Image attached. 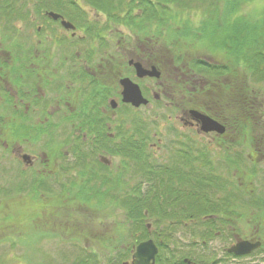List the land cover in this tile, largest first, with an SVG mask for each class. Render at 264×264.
<instances>
[{
    "label": "rangeland",
    "instance_id": "rangeland-1",
    "mask_svg": "<svg viewBox=\"0 0 264 264\" xmlns=\"http://www.w3.org/2000/svg\"><path fill=\"white\" fill-rule=\"evenodd\" d=\"M2 1L0 0V2ZM72 1L75 2V6L74 3L73 6L77 8L75 10L71 9V0H4L7 5L14 6L16 11H24L23 17L21 16L20 18L19 16L17 18L13 12V14L7 13L8 19L0 17V58L18 57L25 59L30 57L31 59L36 54V57L47 60L46 68L52 69L48 78L46 71H43L36 78L24 77L22 79L23 87L21 88L29 95L25 96V99L21 98L20 95L18 96L12 86L15 83V76H0V116L4 122L8 121L9 116L12 115V108L15 105L17 110L27 109L25 111L28 118L27 124L43 123L50 119L52 124H57L56 128H51L54 131L53 137L58 140L64 139L70 129L64 124L58 125L62 114L65 112L63 106H66V103H73L78 98L73 96L75 100H72L70 97L63 103H59V105L54 101L58 95L56 90L60 84L61 87L66 88L81 87L77 81L76 83H65V80L69 81L72 79L69 74V58H72L74 54H79L91 42H94V46L97 47V53L94 55L96 66L99 62H107L108 58H113L117 47L116 44H119L118 39H121L118 36H122V38L129 37L133 46L132 48L128 47L127 51L123 47L124 50L122 52L125 53L126 57L124 60L126 66L124 75L132 81H135V78L132 77L131 70L127 64L128 60H131L129 56L135 48H140L142 55H146L143 59L153 66H156L152 63L154 60L158 63L164 61L172 69L176 58L180 61L179 69L196 60L206 61L208 64L222 63L219 57L215 55V51L208 49L209 46L194 47L186 41L183 42L180 38L173 39L168 45L160 43V45L155 46L156 43H151L148 38L142 40L144 43H140L136 35L130 33L129 26L123 23L116 24L112 18L111 22H109L107 13L98 12L86 0ZM24 2H26L25 7H23ZM260 6L264 7V0H252L251 4L245 9L249 12L252 9L260 8ZM97 7L98 9L100 8L99 6ZM76 10H82L83 12L78 11L76 13ZM114 10L111 9L109 11V16L112 13L117 16L116 19H121L123 15L117 8H114ZM25 12H27L29 21L23 19ZM47 12H54L64 17L65 21L75 27L74 35H71V31L64 30L58 21H52L47 18L45 15ZM74 13L78 14L81 19L75 18ZM192 15L194 21H196L197 15L194 13ZM11 18H14V20ZM85 18L92 23H98L94 26L101 31L104 30L103 40H92L87 35L85 37L81 30L82 23L86 24ZM15 29L18 30V33L13 32ZM154 40L157 41V39ZM12 42L13 44H11ZM16 45L19 46L16 47ZM30 46H33V53L29 51ZM44 49L46 52L43 55L42 51ZM151 54L155 55L153 59ZM64 57H67L68 60L63 67L58 69L59 64L62 63L61 59H64ZM20 60L14 64L16 67L19 65ZM41 63L36 62V65L31 64L30 67L37 69ZM73 63L77 64L74 70L80 69L81 65L78 62L70 61V64ZM114 63L117 64V62L113 61V67ZM88 65L92 67V65ZM157 68L161 72V67L158 66ZM175 69L178 68L175 67ZM238 71L235 70L234 72L237 73ZM108 73H110V69L106 66L102 77L107 78L109 76ZM187 73L201 86L207 82L212 83V89L208 93L209 97L200 101V103L215 104L216 99L223 94L220 83H224V79L216 82L210 81L206 77V73L200 69L195 72L199 75ZM77 74L81 78L84 76L80 70ZM237 75L239 74H235V80L229 81H234L238 89L243 87L242 83L244 81L240 82L242 78L240 76L236 78ZM240 75H243V73H240ZM45 77L47 81L44 86ZM33 81H35L34 88H32ZM142 86L146 87L143 91L144 96L150 98V100L152 95L156 96L160 93L157 92L156 86L158 85L153 80L143 81ZM262 86L264 88V84ZM148 88L153 90L152 94L147 91ZM31 90H36L34 96V92ZM9 95L13 97L12 108L6 103ZM30 96L34 98V103ZM39 96L44 97V100L35 101V97H38L36 99L39 100ZM159 96L158 102H151L136 111L137 115L146 122L145 135L148 149L146 154L148 153L147 156L149 155L147 159L152 169L156 170L154 172L159 174L161 166L170 164V158L173 159L172 155L175 151L185 149L183 144L186 137L193 138L191 142L194 143L196 148L201 150L207 148L208 152H206V155L211 157L214 171L211 173L221 178V182L225 178L228 179V182L236 180L234 174L228 173L225 169L224 154H228L230 158L234 159H236L237 155L241 156V159L251 166L248 162L251 160L249 158V150L237 140L238 134L234 132L228 134L226 143H229L230 147L225 152L216 147L218 141H215L216 137L214 138L212 134L199 132L200 134L196 135V129L185 127L179 120L182 114L180 107L177 109L171 107L165 96L161 93ZM243 96L244 98L246 97L245 94ZM109 100L107 101L105 113H109V117L113 122L122 120L125 128L131 130L132 127L129 121L133 114L126 107L119 105V100L115 101L118 104L117 109L111 112L108 105ZM29 101L32 104H29ZM205 103L201 105H205ZM250 104L252 108L258 106L260 109L257 116L263 115L264 100L260 96L251 95ZM45 109L51 117L40 120L39 116ZM194 110L203 112L198 109ZM183 112H185V115L187 114L184 109ZM187 119L191 120L190 116ZM261 121L264 122V117L261 118ZM108 128V135L112 137L117 130L114 124L109 125ZM4 136L8 138V134ZM45 139L46 137H43L35 144L28 141L22 144L21 142L14 143L10 148H8L6 142L0 139V264H77L82 258L81 255H84L87 260L90 256H94L98 264H110V261H116L119 254H122V257H119V262L121 264H129L135 250L134 248L139 243L147 240L154 242L158 248V254L160 248L164 250V255L171 259L169 264H182L183 259H187L190 262H199L200 264H264V222L258 225L260 227L259 230L263 233V238L258 239L262 252H257L260 250L258 248L252 253L241 257H231L226 253V250L237 241L250 239V236L257 234L258 228L251 223L252 220L250 218L257 211L256 209L248 206L238 207L236 212L239 216L237 214L231 215L234 221L236 219L240 220L239 223L234 225L237 228L231 226L233 220L231 221L226 216L229 226L224 228L219 223H215L214 228L208 230L205 228L208 224L201 222L207 215L199 212L197 203H195L198 200H195V202H192V200L184 202L187 204L192 202V206L189 207L183 203L175 204L172 201L173 197L168 192H165L164 196L161 195V190L158 193L156 187L162 180L164 185L173 187V192L177 185V181L174 178H168L167 174L153 177L151 173L146 180L144 176L139 174V165L134 163L129 164L128 172H123L122 169L121 179L125 188L124 192L129 191L130 188L134 189L132 191V195H134L129 198L128 205H121V199L114 198V196L122 197L124 195L119 194L118 191H109L108 196L105 194V191L109 189V184L102 187L101 191L103 194H101V199L93 201V204L99 208V213L86 206L72 205L71 200L68 201V199L60 201L59 194H62V189L59 186V182L64 180V176H60L56 180L57 173L54 170H59L61 167H71L75 160L73 155L69 154L67 149H64L63 152H66L64 153L66 156H64L65 159L63 161H54L52 165L48 164L47 168H43L42 162L46 159L48 160L47 151L44 148ZM136 140H138V137ZM88 142L86 140L81 145L80 152L86 153L88 161L95 166L90 168L91 171L84 172L82 175L83 180L89 179L93 172L98 171L102 175L101 177L106 176L111 180V175L107 173L121 169L119 157L103 153V156L110 161V168L103 169L95 163L98 162V154L91 152V146ZM238 143H240L241 147L238 146ZM116 144H119V140H117ZM253 146V155H256L253 158L255 161V176L252 183L254 187L253 194L264 197V134L262 131L259 134H255ZM12 149H14V152L11 151ZM18 150L21 151L19 154H22V156H29L31 165L26 166L22 163L20 156H18ZM50 160L52 161L53 158ZM39 175L43 178V182L41 185L37 184L36 193L38 196L34 198L31 189L38 181ZM93 182L95 183V180ZM95 184H99V181ZM181 189L187 190L185 186H182ZM216 189L215 186H208L203 191L209 195V199H216L222 196V193H225V190L221 192ZM191 190L195 193L196 189L191 188L189 191ZM196 192L200 191L197 189ZM238 198L240 199L238 201L239 204L248 202V197L246 196L243 198L238 196ZM36 202L62 209V211L66 208V212L60 213V216H58L60 219L52 218L46 213L39 214V205ZM112 207H114V210ZM181 212L185 214V217L181 216ZM137 216V219L142 224H136V222L132 221ZM141 216H144L143 219ZM146 225L150 226L149 230H147ZM208 231L210 232L207 235H203V233ZM122 236L123 238H121ZM14 243L18 244V248H15L16 245ZM163 246H168L169 248L164 249ZM130 248H132L131 252H129Z\"/></svg>",
    "mask_w": 264,
    "mask_h": 264
},
{
    "label": "trees",
    "instance_id": "trees-1",
    "mask_svg": "<svg viewBox=\"0 0 264 264\" xmlns=\"http://www.w3.org/2000/svg\"><path fill=\"white\" fill-rule=\"evenodd\" d=\"M86 2L98 10V12L103 11L107 13L109 22H111L112 18L116 24L123 23L129 26L130 33L135 34L140 43H144L142 40L148 38L151 40V43H156L155 46L160 45V43L168 45L173 39L180 38L183 42L186 41L194 47L209 46V50L215 51V55L222 62L221 64H208L206 61L196 60L179 69L180 61L176 58L173 62L174 67L171 69L164 61L162 63L159 62V64L154 60L152 63L157 67H161V77L158 82L166 83L164 93L171 107H180L181 109L183 107L186 111L187 109L201 110L221 122L226 127L227 133L234 132L238 134L237 140L249 150V158L251 160L248 162L251 166L244 162L241 156L237 155L236 159H234L224 154L225 169L228 173L234 174L236 180L228 182V179L225 178L221 182V178L211 173L214 171L212 159L206 155V152H208L207 148L201 150L196 148V146H184L185 149H179L173 153V159L170 158V164L161 166L159 174L154 172L156 170L152 169L147 159L149 155L147 156L148 153L146 154L148 150L145 135L146 122L137 115V109L123 106L133 114L129 121L132 127L131 130L125 128L122 120L113 122L109 117V113H105L107 101L110 98H119L118 80L125 76L124 72L126 68L124 63L125 53L122 52L124 50L123 47L127 51L128 47L132 48L133 46L130 43L129 37L122 38V36H118L121 37V39H118L119 44H116L119 48L116 47L113 58H106L107 62L112 60L117 62V64L114 63V67H107L110 69L107 78L89 76L88 73L84 72L85 67L81 64L84 63L89 70H96L94 55L97 53V47L94 46V42H91L87 48L80 51V57L73 56L71 58L72 61H76L81 65L80 70L84 76H87L84 79V77L81 78L79 74L75 73L72 75L71 81L72 83H76L77 81L81 87L66 88L60 85L57 90L58 95L54 100L57 101V104L66 101L68 99L66 96L71 97L72 100H75L73 96H77L78 98L71 103V108L63 106L65 113L62 114L58 125L64 124L70 129V132L64 139L58 140L53 137L54 131L51 128H56L57 124H52L50 119H47L51 116L47 114L46 109L39 116L40 120L46 118L45 122L27 124L28 118L25 112L27 109L17 110L15 105L12 108L13 97L10 95L6 99V103L12 108V115L9 116L6 122L0 116V139L6 142V145L10 148L14 143L21 142L22 144L28 141L35 144L43 137H46L44 148L47 151L48 160L46 159L42 162L43 168H47L48 164L52 165L54 161H63L65 159L64 156H66L64 154L66 152H63L64 149H67L68 153L73 155L75 162L71 167H61L59 170H54L57 173L56 180L60 176H64L63 179L65 180L60 181L61 184L59 182V186L62 189V194H59L60 201L68 199V201L71 200L72 205L86 206L99 213V208L93 204V201L101 199V194H103L101 191L102 187L109 184V189L105 191V194L108 196L109 191H118L119 194L124 195L122 197L114 196V198L121 199V205H128L129 198L134 195H132L134 189L130 188L129 191L124 192L125 188L121 177L123 172H128L129 164L134 163L139 165V174L144 176L146 180L151 173L153 177L167 174L168 178H174L177 181V185L173 192V187L164 185L162 180L156 187L158 193L161 190V195L164 196V193L168 192L173 197L172 201L175 204L183 203L189 207L192 206V202L198 200L195 203H197L199 212L207 215L201 222L208 224L205 227L208 230L214 228L215 223H219L224 228L229 226L230 224H227L226 216L232 221L231 215L237 214L236 209L238 207L243 208L248 206L249 208L256 209L257 211L250 217L251 223L258 228L257 234L254 235L259 239L263 238V233L259 230L260 227L258 225L264 222V197L253 194L254 187L252 183L255 176V161L253 158L256 156L255 154L253 155L254 136L261 131L264 134V122L261 121V118L264 117V112L262 116H257L260 109L258 106L251 107L250 96L256 94L264 100V88L262 86L264 84V7L260 6V8L252 9L248 12L245 8L251 4L252 0H86ZM71 3V9H77L74 7L75 2L71 0ZM25 4L26 2H24L23 7H25ZM0 5H2L0 7V17L3 19H8V14L13 13H15L16 17L19 16L20 18L24 11H16L14 6L12 7L10 4L8 6L4 0L0 2ZM97 6L100 8L98 9ZM114 8H117L121 15H123L121 19H116L117 16L112 13L109 16V11L111 9L114 10ZM78 11L81 12L82 10H76V13ZM26 13H24L23 19L29 21L30 19ZM76 13H74V17L81 19ZM193 13L197 15L196 21H194ZM11 19L14 20V18ZM84 21L86 24L82 23L81 30L85 37L87 35L92 40H103L104 30L101 31L98 27L94 26L98 23H92L86 18ZM13 32L18 33V30L15 29ZM153 38L157 39V41ZM159 38L160 40H158ZM18 46L16 45V47ZM29 51L33 53V46L29 47ZM42 52L44 54L46 50L44 49ZM153 56L155 55L151 54L152 59ZM20 59L18 57L0 58V76H15V83L12 86L16 90V94L25 99L24 97L29 95L21 88L23 87L22 79L24 77L36 78L43 71H46L48 78L52 69L46 68L47 60L45 58L33 56L31 59L30 57ZM19 60V65L16 67L14 64ZM36 62H42L38 65L39 69L30 67L31 64L36 65ZM88 64L92 65V67ZM105 67L106 65H104V69ZM175 67L178 69H175ZM197 69L204 71L210 81L216 82L224 79V83H220L223 94L220 98L216 99L215 104L211 105L204 102L205 105H201L204 103H200V101L209 97L208 93L212 89V83L207 82L201 86L187 73L199 75L195 73ZM235 70L239 71L235 73ZM240 73H243V75H240ZM235 74H239L236 78L239 76L242 78L240 82L244 81L242 88L237 89L234 81H229L235 80ZM46 81L45 77L44 86ZM34 83L35 81H33L32 88H34ZM65 83L67 82L65 81ZM31 91L34 92V96L36 90ZM244 94L246 95L245 98ZM30 98L33 99L32 102L34 103V98L31 96ZM36 98L38 97H35V101L37 102L44 100V97L41 96H39V100ZM32 102L29 101L28 103L32 104ZM109 110L112 112L110 107ZM112 124H114L117 132L110 137L108 135V127ZM3 133L4 135L8 134V138ZM227 133L217 136L215 140L218 141L216 147L223 151L226 149L225 136ZM137 137L138 140L135 141ZM189 139L191 138L189 137ZM86 140L89 141L91 152H95V154L109 153L119 157L121 169L116 172L110 171L107 173L111 175V180L106 176L101 177L102 175L99 171L93 172L89 179L83 180L82 175L84 172L91 171L90 168L95 166L91 165L88 161L86 153L80 152L81 145ZM117 140H119L118 145L116 144ZM239 144L238 146H240ZM52 158L53 160L51 161L50 159ZM95 163L103 169H108V167L101 165L99 162ZM93 180H95V183L99 181V184L96 185ZM42 182L43 178L39 175L38 181L31 189L34 198L38 196L36 187L41 185ZM182 186H185L187 190H182ZM208 186H215L216 190L221 192L225 190V193H222V196L216 199H209V195L203 191ZM191 188L196 189L195 193L192 190L189 191ZM197 189L200 192H196ZM238 196L242 198L244 196L248 197V202L239 204L238 201L240 199ZM187 200H192V202L189 204L184 203ZM36 203L39 205V214L46 213L52 218H58L61 212H66V208L62 211V209L53 208L50 205L40 204V202ZM114 207H112L113 210ZM180 214L182 217H185L184 213L181 212ZM109 215L112 216L111 214ZM127 217L130 219L128 214ZM143 217L141 216L142 219ZM137 218L138 216L132 221L136 222V224H142ZM239 221L237 219L233 220L231 226L237 228L234 225L239 223ZM209 232L203 233V235H207ZM131 249L129 252H131ZM257 252H262V249L260 248ZM170 254L172 255V253ZM81 256L82 258H80L77 264H98L94 256H90L88 260L84 258V255ZM119 257H122V254H119L116 261H110V264H121ZM170 260V258L164 255V250L160 248L159 254L156 257V263L169 264Z\"/></svg>",
    "mask_w": 264,
    "mask_h": 264
},
{
    "label": "water",
    "instance_id": "water-1",
    "mask_svg": "<svg viewBox=\"0 0 264 264\" xmlns=\"http://www.w3.org/2000/svg\"><path fill=\"white\" fill-rule=\"evenodd\" d=\"M47 18L53 21H60V25L66 31H74L75 27L64 20L62 16L56 14L54 12H47ZM74 33L72 34V36ZM129 65H132L135 69L136 77L139 79L149 77L159 79L160 72L154 67H150L149 69H145L142 67L140 63L133 62L130 60L128 62ZM119 86L121 89V103L129 104L134 108H139L140 106H146L148 101L143 98L141 91L138 85L134 84L128 78H122L119 80ZM111 109H115L117 107V103L114 100L110 101ZM190 118L199 125V129L203 133H217L223 134L225 128L220 125L215 120L211 119L209 116L197 111V110H189L188 112ZM25 165L31 164L30 158L27 155L22 157ZM103 163H107L105 158H100ZM260 247V242L251 243L249 241H238L230 248L227 249L228 254H232L236 257H241L244 255H248L252 253L254 250ZM158 253V248L155 246L153 241L147 240L139 243L133 254L131 264H155V257ZM185 263L190 264L188 260H184Z\"/></svg>",
    "mask_w": 264,
    "mask_h": 264
},
{
    "label": "flooded vegetation",
    "instance_id": "flooded-vegetation-1",
    "mask_svg": "<svg viewBox=\"0 0 264 264\" xmlns=\"http://www.w3.org/2000/svg\"><path fill=\"white\" fill-rule=\"evenodd\" d=\"M44 55V54H43ZM34 56H36V54L34 55ZM74 56H76V57H80L81 56V54H74ZM145 56L146 55H142V50H140V48H135V49H133V53L129 56V58H131V60H133L134 62H139L144 68H150V67H152V65L151 64H149V62H147L146 60H144L143 58H145ZM142 57V58H141ZM62 60V63H60L59 64V67H58V69H60L61 67H63L64 65H65V63L67 62V60H68V58L67 57H64V59H61ZM70 61H72L71 60V58H69V65H70V70H69V74H70V76H72L73 74H75V73H77L80 69H76V70H74V68L73 67H75V65H77L76 63H73V64H70ZM79 64V63H78ZM85 68H84V72H86V73H88L89 74V76H91V77H96V76H99L100 78H103L102 77V75H103V73H104V65H106L107 67H112L113 66V60L112 61H108V62H99V63H97L96 64V66H97V69L96 70H89L87 67H86V65L84 64V63H81ZM128 65V64H127ZM129 67V66H128ZM130 68V70H131V74H132V77H134V70H133V67H129ZM81 71V70H80ZM86 76L87 75H85V76H83L84 77V79H86ZM77 78H79V76H77ZM145 80H154V79H148V78H145V79H142V80H136V83L139 85V87H140V85L142 86V83H143V81H145ZM66 82H69V83H72V81L71 80H69V81H67V80H65ZM97 81H98V83H99V80H98V78H97ZM154 83H156V85H158V86H156V88H157V92H160L163 96H165V93H164V89H165V85H166V83L165 82H158V81H154ZM82 86H83V84H82ZM59 87L60 86H58V89H59ZM146 88V87H145ZM145 88H143V87H141V92H142V94H143V91H144V89ZM57 89V90H58ZM56 90V91H57ZM147 91H149V93L150 94H152V92H153V90H151V89H147ZM160 93H158V95H156V96H154V95H152L151 97H152V99H154V100H159L160 99V96H159V94ZM119 94H120V91H119ZM149 94V95H150ZM143 96H144V94H143ZM145 97V96H144ZM66 98H70V97H67L66 96ZM145 98H147L148 99V101H149V104L151 103V100H150V98H148V97H145ZM154 100L152 101V102H154ZM22 101V100H21ZM157 101H155V102H157ZM56 103H57V101H55ZM65 108H71V103H66V106H65ZM178 108V107H177ZM180 109V111H181V116L179 117V120H180V122L185 126V127H187V128H190V129H196L197 130V132H196V135H199L200 133H199V129H198V125L197 124H193V123H191V121L190 120H188L187 118H188V115L186 114L185 115V112H183V109H181V108H179ZM65 113V112H64ZM227 133V132H226ZM210 134H212L213 136H214V138L215 137H217V135H215L214 133H210ZM228 134L229 133H227V137L225 136V139H227L228 138ZM193 140V138H191V139H189V137L187 138L186 137V140H185V142H184V146L185 147H192V146H194V143L193 142H191ZM228 140V139H227ZM227 140H225V142H227ZM226 145V149H225V152H227V149H229V143H226L225 144ZM12 152H14V149H12L11 150ZM191 151H193L192 149H191ZM21 151L20 150H18V156H20V160L22 161V154H19ZM195 152V151H194ZM98 154V161H99V163L101 164V165H103V166H105V167H108V168H110V161H109V163H103L99 158V156L101 155V153H97ZM225 155H227V156H229L228 154H225ZM145 215H147V214H145ZM146 228H147V230H149L150 229V226L149 225H146ZM258 239L259 238H257V237H255V236H250V239H246V240H249V241H251V242H255V241H258ZM15 240H17V239H15ZM16 246H15V248H18V244L17 243H14ZM204 245V244H203ZM205 246V245H204ZM263 247V246H262ZM163 248H169L168 246H163ZM182 262H183V264H188V263H185L183 260H182ZM191 264H200L199 262L198 263H196V262H191Z\"/></svg>",
    "mask_w": 264,
    "mask_h": 264
},
{
    "label": "bare ground",
    "instance_id": "bare-ground-1",
    "mask_svg": "<svg viewBox=\"0 0 264 264\" xmlns=\"http://www.w3.org/2000/svg\"><path fill=\"white\" fill-rule=\"evenodd\" d=\"M210 117V116H209ZM211 119L215 120L214 118L210 117Z\"/></svg>",
    "mask_w": 264,
    "mask_h": 264
}]
</instances>
